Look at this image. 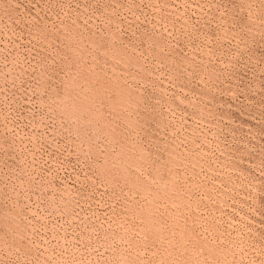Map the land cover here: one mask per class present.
Wrapping results in <instances>:
<instances>
[{"label": "rangeland", "instance_id": "374dc122", "mask_svg": "<svg viewBox=\"0 0 264 264\" xmlns=\"http://www.w3.org/2000/svg\"><path fill=\"white\" fill-rule=\"evenodd\" d=\"M0 264H264V0H0Z\"/></svg>", "mask_w": 264, "mask_h": 264}]
</instances>
